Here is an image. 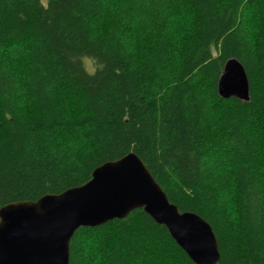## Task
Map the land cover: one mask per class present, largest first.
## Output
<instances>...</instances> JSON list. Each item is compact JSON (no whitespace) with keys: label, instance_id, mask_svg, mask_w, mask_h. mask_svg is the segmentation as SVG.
I'll return each instance as SVG.
<instances>
[{"label":"trees","instance_id":"1","mask_svg":"<svg viewBox=\"0 0 264 264\" xmlns=\"http://www.w3.org/2000/svg\"><path fill=\"white\" fill-rule=\"evenodd\" d=\"M237 59L249 100L217 81ZM134 152L216 264H264V0H0V207ZM68 264H194L141 208L80 227Z\"/></svg>","mask_w":264,"mask_h":264},{"label":"water","instance_id":"2","mask_svg":"<svg viewBox=\"0 0 264 264\" xmlns=\"http://www.w3.org/2000/svg\"><path fill=\"white\" fill-rule=\"evenodd\" d=\"M217 92L249 100L248 76L237 59L225 62ZM137 208L163 225L194 264L218 262L211 226L193 212H180L140 157L129 152L96 167L79 186L0 207V264H68L78 228L122 219Z\"/></svg>","mask_w":264,"mask_h":264},{"label":"rangeland","instance_id":"3","mask_svg":"<svg viewBox=\"0 0 264 264\" xmlns=\"http://www.w3.org/2000/svg\"><path fill=\"white\" fill-rule=\"evenodd\" d=\"M43 2H45V0H42Z\"/></svg>","mask_w":264,"mask_h":264}]
</instances>
